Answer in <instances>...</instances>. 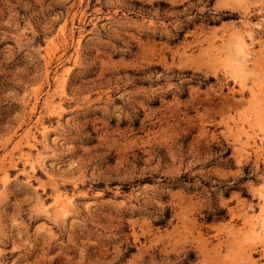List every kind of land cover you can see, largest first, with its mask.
Segmentation results:
<instances>
[{
  "label": "rangeland",
  "instance_id": "1",
  "mask_svg": "<svg viewBox=\"0 0 264 264\" xmlns=\"http://www.w3.org/2000/svg\"><path fill=\"white\" fill-rule=\"evenodd\" d=\"M0 264H264V0H0Z\"/></svg>",
  "mask_w": 264,
  "mask_h": 264
},
{
  "label": "bare ground",
  "instance_id": "2",
  "mask_svg": "<svg viewBox=\"0 0 264 264\" xmlns=\"http://www.w3.org/2000/svg\"><path fill=\"white\" fill-rule=\"evenodd\" d=\"M263 97V96H262ZM257 100V99H256Z\"/></svg>",
  "mask_w": 264,
  "mask_h": 264
}]
</instances>
